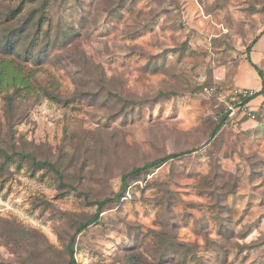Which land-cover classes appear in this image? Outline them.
<instances>
[{"label":"rangeland","instance_id":"1","mask_svg":"<svg viewBox=\"0 0 264 264\" xmlns=\"http://www.w3.org/2000/svg\"><path fill=\"white\" fill-rule=\"evenodd\" d=\"M34 11L50 41L27 26ZM263 29L264 0H0V69L30 87L0 82V144L67 184L0 158V264H67L74 236L77 264H264V94L254 119L236 112L211 136ZM15 31L24 41L2 54ZM186 150L116 197L132 169ZM172 240L186 243L174 259Z\"/></svg>","mask_w":264,"mask_h":264},{"label":"trees","instance_id":"2","mask_svg":"<svg viewBox=\"0 0 264 264\" xmlns=\"http://www.w3.org/2000/svg\"><path fill=\"white\" fill-rule=\"evenodd\" d=\"M35 22L37 23L36 31H37L38 34H41V32L44 29V24L42 23L41 18H38L37 11L30 12V15H29V18L27 19L26 24H28L27 26H29V25H33L34 26ZM28 28L29 27L24 28L23 31L28 29ZM50 30L51 29H46V30H44V32H42L43 36H46L48 38V41H50L49 38H51L50 37ZM64 34H67V36L64 35ZM261 34L264 35V29L261 32ZM14 35H15V37H14ZM72 35H74L73 32L69 31V32H66V33H62L55 40H52V42H47L46 41L45 42V48H44L43 52H47V50H50V48H51L50 46L51 45H57V46L60 45L61 41H65L66 38H68L70 40L69 37L72 36ZM259 39H260V37L259 38L258 37L255 38L252 41V43L247 47V57H246V59L258 71L259 75L262 78L263 87H262V89L260 91H257L254 96L245 98L244 100H242V102H240L239 99H236V98L232 97L231 98V100H232L231 102L236 104V105H238L240 107V109L237 112L241 111L243 113V107L246 104H250V102L253 99H255L256 97L264 94V71L253 61L252 56H251V49L259 41ZM22 40L24 41L21 33L16 32V31L13 32V34L9 38H7L5 40V42L2 44V46H3L1 48L2 54L10 55L12 52L15 53L17 51V48H18L19 44L22 42ZM33 45H34V43H32L31 46H28L27 51H26V56L27 57H33L34 56V57H37L38 59L41 58L42 57L41 52L40 51L37 52L33 48ZM234 66H235L234 68L237 67L236 64ZM6 70H7V73L5 74ZM8 75L12 76L11 77V79H12L11 86L12 87H16V90L17 89H21V90L28 91V92L30 91L28 78L25 75H23L22 73H18L17 74L14 71H12L11 63L9 62V60H6V62L4 63V68L0 69V82H2ZM17 86H19V87L17 88ZM213 87H214L213 91L217 93V91L221 88V85L216 83L215 86H213ZM11 103H12V100H11ZM230 113H231V111L228 110L227 114H225V116L222 118V120H220L218 125L214 128L213 132L211 133L212 137L215 136L219 132V130L221 129V127L225 123V120H226L227 116H229ZM255 117H256V115H255ZM192 151L193 150H186V151H182V152H174V153L165 155L163 157H159V158H157L155 160L149 161L146 164H144L143 166L136 167V168L132 169L130 172H128L127 174L124 175L123 180H122L121 190L116 195V197H120L122 195V193L127 189L128 185H129L128 176H130V175H138V174H140L142 172H146L149 169H152V168H155V167H158V166L162 165L163 163H165L166 161H168L170 159L178 158V157L182 156L183 154H186V153H189V152H192ZM0 158L4 159L3 164H10L11 163V164L16 165L18 167H22L24 165L22 160H24L25 158L29 159L31 161L32 166H33V168L31 169L32 171H37V170L42 169L44 167H48L49 169H51L52 171H54L57 174V177L59 178V181H60L61 185L67 186V184L64 182V175L61 172V170L57 166H55V164H53V163H51L49 161H44V162L43 161H39L32 154H24L22 152H16V151L10 152L6 148L2 147L1 144H0ZM113 199L114 198L106 197V198H104L102 200L101 199L95 200V203L98 206L97 212L92 217H90L88 220L80 223V225L76 229V234L81 233L82 231L87 229L91 224L96 223L99 220V218H100V216H99L100 210L103 207H105V205L107 203L113 201ZM228 203H229V201H228ZM230 231H234V230H230ZM75 238H76V236L72 237L70 239V241L68 242V244H67V252L69 254V261H68L67 264H77V260H76V257H75ZM170 245L173 247L172 259H174L175 255L179 253V250L177 248L185 249L186 243L180 242V243L177 244L174 240H172ZM175 246H177V248H175ZM188 256H190V254H188ZM192 258H193V256H192ZM196 264H207V263L199 260Z\"/></svg>","mask_w":264,"mask_h":264},{"label":"crops","instance_id":"3","mask_svg":"<svg viewBox=\"0 0 264 264\" xmlns=\"http://www.w3.org/2000/svg\"><path fill=\"white\" fill-rule=\"evenodd\" d=\"M264 37V35L260 38V40ZM259 40V41H260ZM259 41L256 43V45L254 46L256 48L257 44L259 43ZM254 48V49H255ZM259 50H262L263 51V54L264 55V44L261 46V48ZM253 59V58H252ZM254 61V60H253ZM248 60L246 61H243L241 63V65L239 66V69L236 71V75L234 76L233 78V82H234V86L236 87H241V88H251V89H254L255 91H260L263 87V83H262V78L261 76L259 75L258 71L252 66V64H248ZM256 63V62H255ZM250 68V69H249ZM241 69H243V72L244 70H248L251 75H253V77L255 78L254 80V84L250 83V82H243V80H246L245 77H242V73H240ZM253 69V70H252ZM254 69H255V72H254ZM221 80V79H220ZM258 101V102H256ZM263 101V96L260 95L258 97H256L255 99H253L250 104H249V107L252 106V108H257L259 106L260 103H262Z\"/></svg>","mask_w":264,"mask_h":264},{"label":"built area","instance_id":"4","mask_svg":"<svg viewBox=\"0 0 264 264\" xmlns=\"http://www.w3.org/2000/svg\"><path fill=\"white\" fill-rule=\"evenodd\" d=\"M213 91V90H212ZM257 91H255L254 89L251 88H235L234 90H232V97L239 99L240 102H242V100H244L245 98L254 96L255 93ZM229 109L231 110L230 115L234 116L235 113L240 109V107L234 103H230L228 104ZM251 108H249V104H246L243 107V112L247 113L252 119L255 118V113L253 112V110H250Z\"/></svg>","mask_w":264,"mask_h":264}]
</instances>
